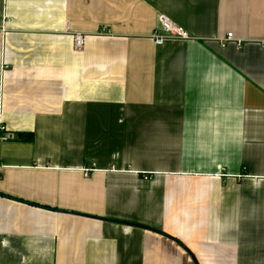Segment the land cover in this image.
Returning a JSON list of instances; mask_svg holds the SVG:
<instances>
[{
    "label": "crops",
    "instance_id": "obj_1",
    "mask_svg": "<svg viewBox=\"0 0 264 264\" xmlns=\"http://www.w3.org/2000/svg\"><path fill=\"white\" fill-rule=\"evenodd\" d=\"M1 127L0 264H264V0H0Z\"/></svg>",
    "mask_w": 264,
    "mask_h": 264
},
{
    "label": "built area",
    "instance_id": "obj_2",
    "mask_svg": "<svg viewBox=\"0 0 264 264\" xmlns=\"http://www.w3.org/2000/svg\"><path fill=\"white\" fill-rule=\"evenodd\" d=\"M160 28L162 30V33L153 32L152 38L156 43H162L166 39H188L190 38V35L186 30H184L182 27L177 25L174 21H172L168 16L165 14H160L158 17ZM224 41L232 40L233 35L232 33H227L225 38H223ZM84 43V37L76 34L74 36V47L80 48L83 46ZM0 141L1 140H7L10 138H13L14 135L10 132H6L3 130V127L0 128Z\"/></svg>",
    "mask_w": 264,
    "mask_h": 264
}]
</instances>
